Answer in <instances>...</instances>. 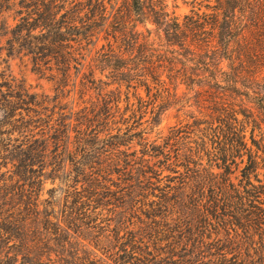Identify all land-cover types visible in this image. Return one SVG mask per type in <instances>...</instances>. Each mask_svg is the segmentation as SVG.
I'll list each match as a JSON object with an SVG mask.
<instances>
[{"label":"trees","instance_id":"obj_1","mask_svg":"<svg viewBox=\"0 0 264 264\" xmlns=\"http://www.w3.org/2000/svg\"><path fill=\"white\" fill-rule=\"evenodd\" d=\"M117 2L0 0V264H264V0Z\"/></svg>","mask_w":264,"mask_h":264},{"label":"rangeland","instance_id":"obj_2","mask_svg":"<svg viewBox=\"0 0 264 264\" xmlns=\"http://www.w3.org/2000/svg\"><path fill=\"white\" fill-rule=\"evenodd\" d=\"M125 2L126 0H118L117 6L123 5ZM169 5L171 9L175 10L177 14L182 16L190 11L194 3L193 0H169ZM13 13H14L13 11L5 12L4 14L0 15V18L2 19L3 17H7L9 18L10 23L14 24ZM1 26L2 24L0 23V27ZM1 28H3V26ZM1 31H3V29H1ZM5 39H6L5 36L4 37L0 36V43L4 42ZM101 43L102 41L100 42V44ZM2 56H6V55L3 53ZM0 62H2L1 58H0ZM9 64L12 74L15 75L19 80L23 78L26 79L27 83L32 87L34 91L44 93L45 95L48 96L49 94L51 96L54 95L55 89L53 83L49 82V79L47 77H43L39 73L33 71L32 70L33 64L30 63V61L22 58H14L9 61ZM5 65L6 63L4 62L0 65V72L4 70ZM85 71L87 72L88 68H85ZM96 75L97 77H99L100 73L96 71ZM79 98H80L79 92L76 91V93L72 94V99L75 100V106L79 102ZM177 115L178 112H176L175 109H172L169 112H167V114L164 116L161 125L159 126V129H164V131L167 132V128L176 122ZM151 136L154 137V134H152ZM136 148H139V146L133 145L132 149H136ZM52 186L53 185L49 182V180L45 184L44 195L47 198H49V188Z\"/></svg>","mask_w":264,"mask_h":264}]
</instances>
